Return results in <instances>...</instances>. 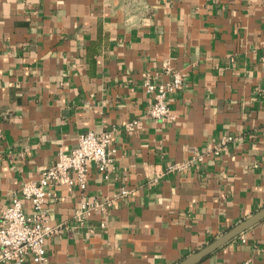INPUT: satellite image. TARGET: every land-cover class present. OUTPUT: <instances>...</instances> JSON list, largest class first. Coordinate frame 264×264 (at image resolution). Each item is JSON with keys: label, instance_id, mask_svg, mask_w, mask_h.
<instances>
[{"label": "crops", "instance_id": "1", "mask_svg": "<svg viewBox=\"0 0 264 264\" xmlns=\"http://www.w3.org/2000/svg\"><path fill=\"white\" fill-rule=\"evenodd\" d=\"M165 62L185 79L156 121L144 73ZM263 87L264 0H0V215L81 133L113 130L109 179L92 164L84 192L49 187L47 264H177L264 206ZM246 262L264 264V220L196 264Z\"/></svg>", "mask_w": 264, "mask_h": 264}, {"label": "built area", "instance_id": "2", "mask_svg": "<svg viewBox=\"0 0 264 264\" xmlns=\"http://www.w3.org/2000/svg\"><path fill=\"white\" fill-rule=\"evenodd\" d=\"M144 76V86L152 95L147 111L149 116L156 121L174 119L169 96L183 87L185 78L182 72L165 62L161 71H146ZM262 93L264 95V87ZM135 123L132 121L128 125ZM233 139L228 136L218 144L208 146L205 151L194 152L188 159L169 163L163 172H181L199 165L209 154H220L227 142ZM113 140V130L83 132L78 136L77 145L70 152L60 151L54 162L42 170L39 178L23 182L19 193L12 195L11 203L3 208L0 215V263L25 264L28 260L34 264L48 263L47 240L59 232V226L51 224L46 208L47 198L51 195L50 185L77 186L84 192L89 184L92 164L106 180L109 179L117 151ZM129 193L127 187H122L112 195L85 199L75 216L82 221L93 211L106 212ZM24 201L29 202L30 207L25 206ZM242 241H246L245 238Z\"/></svg>", "mask_w": 264, "mask_h": 264}, {"label": "water", "instance_id": "3", "mask_svg": "<svg viewBox=\"0 0 264 264\" xmlns=\"http://www.w3.org/2000/svg\"><path fill=\"white\" fill-rule=\"evenodd\" d=\"M262 220H264V206L261 207L259 210L255 211L253 214H251L244 220L231 227L230 229H228L221 236L212 240L209 244L205 245L196 252H193L192 254L188 255L177 264H196L202 258L214 252L219 247L223 246L224 244L237 237L244 231L248 230L255 224L261 222Z\"/></svg>", "mask_w": 264, "mask_h": 264}]
</instances>
